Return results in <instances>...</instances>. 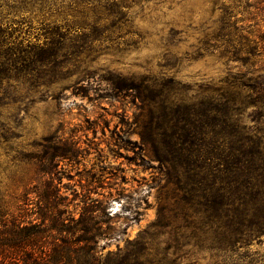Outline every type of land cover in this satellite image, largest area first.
Wrapping results in <instances>:
<instances>
[{
	"label": "trees",
	"instance_id": "1",
	"mask_svg": "<svg viewBox=\"0 0 264 264\" xmlns=\"http://www.w3.org/2000/svg\"><path fill=\"white\" fill-rule=\"evenodd\" d=\"M135 3L0 0V104L72 75L82 80L91 71L86 60L104 42L133 32L127 10ZM229 26L225 21L207 33L202 46L249 68L228 69L217 83L200 84L195 96L163 73L104 77L135 107L121 124L125 135L136 130L139 142L125 141L134 153L150 147L167 165L173 203L160 206L149 227L123 247L103 254L141 213L135 209L122 223L103 201L86 196L77 217L60 219L59 206L73 198L53 185L55 158L74 157L76 150L56 145L35 162L38 173L51 175L46 188L35 185V202L28 196L29 177L21 178V192L11 202L0 193V264H179L189 252L180 254L184 248L207 254L209 264H264V250L254 247L264 245V73L253 69L264 60V32L259 41L242 43L246 38ZM169 55H163L165 68L178 63ZM0 130L5 138L10 128Z\"/></svg>",
	"mask_w": 264,
	"mask_h": 264
},
{
	"label": "rangeland",
	"instance_id": "2",
	"mask_svg": "<svg viewBox=\"0 0 264 264\" xmlns=\"http://www.w3.org/2000/svg\"><path fill=\"white\" fill-rule=\"evenodd\" d=\"M135 1L127 10L131 21L128 27L133 32L104 42L102 49L86 60H90L91 70L86 77L76 81L77 75H72L37 89L21 101L0 104V129L10 128L5 138L0 130V193L6 199L11 202L20 194L17 188L21 178L29 177L32 183L28 196L35 202V185L42 184L44 189V180L51 177L38 173L35 162L60 145L76 150L74 157L55 158L53 185L62 195L73 198L59 206L64 210L60 219L77 217L86 196L103 201L106 210L121 215L122 223L133 216L135 209L140 211V220L108 243L103 254L115 251L117 245L123 247L126 239L149 227L160 206L173 203L172 184H166L164 178L167 165L159 163L150 147L134 153L132 144L125 141L139 142L137 131L130 128L125 135L126 126L121 124L125 116L132 119L135 107L128 97L113 91L104 77L108 72L126 77L163 73L180 81L188 97L195 96L200 84L217 83L228 69L236 72L249 68L229 62L218 52L207 53L202 46L207 33L225 21L230 31L246 38H240L242 43L259 41L258 35L264 32V0ZM165 52L168 57H177L178 63L163 67ZM254 68L264 73V60L256 62ZM143 197L145 201H139ZM49 213L44 214L47 222ZM106 242L101 240L100 245ZM254 247L264 250V245ZM185 251L189 252L179 264L211 262L203 252L184 248L180 254Z\"/></svg>",
	"mask_w": 264,
	"mask_h": 264
}]
</instances>
